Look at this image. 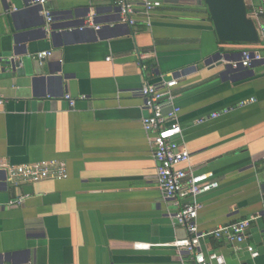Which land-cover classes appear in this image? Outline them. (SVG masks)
<instances>
[{
    "label": "crops",
    "instance_id": "1",
    "mask_svg": "<svg viewBox=\"0 0 264 264\" xmlns=\"http://www.w3.org/2000/svg\"><path fill=\"white\" fill-rule=\"evenodd\" d=\"M32 1L0 0V159L63 161L69 176L13 186L0 171V264L189 258L175 246L187 231L176 224V203L158 187L154 134L142 123L144 83L178 73L174 105L191 155L182 168L219 182L184 202L200 206L204 233L251 220L244 242L210 237L202 249L227 264H264V61L227 69L244 50L264 54V43L220 42L199 0H160L150 25L139 5L133 26L120 22L113 0H53L45 5L56 28L49 33ZM246 4L250 11L252 0ZM88 19L102 28L76 30ZM43 52L53 55L33 58ZM218 53L227 55L221 66L213 60ZM24 195L23 205L10 204Z\"/></svg>",
    "mask_w": 264,
    "mask_h": 264
},
{
    "label": "built area",
    "instance_id": "2",
    "mask_svg": "<svg viewBox=\"0 0 264 264\" xmlns=\"http://www.w3.org/2000/svg\"><path fill=\"white\" fill-rule=\"evenodd\" d=\"M53 0H34L31 5L41 8V14L46 19L45 31H52L54 18L51 11L45 9V5ZM118 9L120 22L133 26L136 24V14L138 6L141 5L143 16L150 21L153 13L162 7L160 0H113ZM251 10L248 15L256 25L259 23V37L264 43V0H252ZM16 10V9H14ZM94 28L99 31L102 26H96L92 19L85 20L78 31ZM63 32V31H62ZM52 52L38 53L33 56L34 59H45L52 57ZM11 61L13 59H10ZM9 60V61H10ZM107 61L112 58L108 57ZM264 61V54L260 51L250 49L244 50L237 60L228 62L232 69H249L255 63ZM3 60L0 58V64ZM178 73L170 79L163 81L159 85L144 83L141 94L144 98V109L147 115L143 118L144 129L148 133L154 134V158L157 162L158 187L164 195L173 200L178 212L175 220L176 224L185 228L187 239L178 241L175 246L188 254V259L183 264H227L225 257L218 253H205L202 249V241L210 237H227L233 242L242 243L246 239V232L250 226L251 220H243L237 223L220 227L218 230L204 233L201 232L197 223L200 206L196 203L184 202L188 198H195L198 195L208 193L219 188V182L212 179L210 174L197 175L191 171L182 168L190 160V152L181 143L183 129L179 121L181 109L174 105V88L178 86ZM71 108L75 107L76 100L71 95L65 97ZM254 100H252L253 102ZM0 101V104H3ZM243 105L245 104L242 103ZM166 105H171V110L165 112ZM229 109L223 113H229ZM222 113L212 115L217 118ZM206 119H200L197 124L204 123ZM0 171L6 175L7 181L13 186L24 184H35L48 180H66L68 179L67 165L63 161H43L39 163L12 165L6 160L0 159ZM28 196L24 195L19 199L12 201V206L23 205ZM247 250L253 258L259 257V252L252 246Z\"/></svg>",
    "mask_w": 264,
    "mask_h": 264
},
{
    "label": "water",
    "instance_id": "3",
    "mask_svg": "<svg viewBox=\"0 0 264 264\" xmlns=\"http://www.w3.org/2000/svg\"><path fill=\"white\" fill-rule=\"evenodd\" d=\"M199 5L205 6L218 36L222 43L227 44H256L260 42L259 32L255 21L248 15L246 0H199ZM65 12H61L64 18ZM96 14L100 16L99 11ZM52 26V31H55ZM219 66L227 55L218 53L213 57ZM227 69H231L227 65Z\"/></svg>",
    "mask_w": 264,
    "mask_h": 264
}]
</instances>
